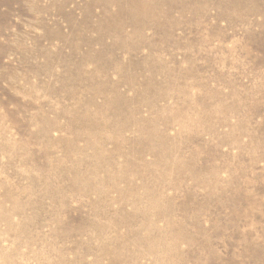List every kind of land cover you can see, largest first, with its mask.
<instances>
[{"label":"rangeland","instance_id":"374dc122","mask_svg":"<svg viewBox=\"0 0 264 264\" xmlns=\"http://www.w3.org/2000/svg\"><path fill=\"white\" fill-rule=\"evenodd\" d=\"M0 264H264V0H0Z\"/></svg>","mask_w":264,"mask_h":264}]
</instances>
